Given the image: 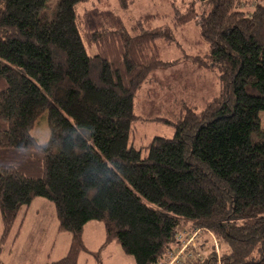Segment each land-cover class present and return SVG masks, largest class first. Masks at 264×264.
<instances>
[{
    "label": "trees",
    "instance_id": "1",
    "mask_svg": "<svg viewBox=\"0 0 264 264\" xmlns=\"http://www.w3.org/2000/svg\"><path fill=\"white\" fill-rule=\"evenodd\" d=\"M46 1L0 0L4 246L21 211L44 198L58 230L71 236L66 256L50 264L78 263L91 221L103 222L104 243H118L135 264L171 262L191 236L183 264H264V141L256 137L264 5L250 12L239 0H206L211 9L199 13L193 3L182 10L169 0L175 26L197 20L208 45L207 59L186 61L219 80L204 107L186 99L172 121L144 111L140 98L151 73L170 63L158 46L172 37L168 25L152 26L157 16L147 14L132 29H97L91 56L77 23L76 7L86 0H60L53 18L41 13ZM172 83L162 98L195 86L181 79L179 93ZM43 113L50 138L40 143L31 129ZM151 121L175 128L173 137L137 148V128Z\"/></svg>",
    "mask_w": 264,
    "mask_h": 264
},
{
    "label": "rangeland",
    "instance_id": "2",
    "mask_svg": "<svg viewBox=\"0 0 264 264\" xmlns=\"http://www.w3.org/2000/svg\"><path fill=\"white\" fill-rule=\"evenodd\" d=\"M59 2L60 0H47L41 10L42 15L45 14L48 18H53ZM190 3L195 4V9L199 13L211 9V5L206 0L178 1L182 10H185ZM257 4L264 5V0H239L238 6L251 12ZM76 11L78 28L86 51L91 56L97 52V48L91 39L92 32L97 29H121L123 27L132 29L135 22L147 14L157 16L152 22V26L168 25L170 27L172 32L170 40L159 41L158 43L161 59L170 63L167 67L154 70L142 87L140 98L147 101L142 102L144 111L175 121L183 114L186 99L196 98V103L199 101L200 103H195V109H201L205 106L206 101L219 92L217 72H210L205 69H203L204 71H197L192 63L186 61L187 55L207 59L208 45L201 35L199 22L192 20L185 26L176 27L174 10L169 0H86L77 5ZM170 78L171 81H169ZM192 78H198L197 81H194L193 90L184 87L183 92L180 93L181 90L177 83L181 79L184 81L187 79L192 85ZM167 81L173 82L172 84L180 94L175 91H168L172 98H162L159 91L160 89H167ZM194 90L200 91V93ZM137 98H139V94ZM163 104L166 106L161 107ZM136 107L137 112H139L140 106L137 101ZM141 126L143 128H137L136 133L135 146L137 148L147 146L155 136L171 138L175 133V128L163 122H145ZM259 126L260 129L256 133V137L264 141V110L259 112ZM31 134L40 143L49 140L50 131L46 113L37 119L31 129ZM2 230L0 216V264L1 262L5 264H50L65 257L70 247L71 236L58 230L54 205L44 198H36L32 205L21 211L9 237L11 241L6 246H4L1 238ZM104 237L105 226L103 222H88L83 232L86 251L79 253L77 264H99V261L101 264H127L124 260L132 264L134 261L132 256H128L130 262L124 259L117 252V247L115 248L118 243L105 244ZM102 240L104 241L103 244H101ZM190 245L191 243L188 244V247ZM199 246L201 245L199 244ZM93 252L98 254V259ZM176 254L171 259L172 264H183ZM184 264L189 263L187 261Z\"/></svg>",
    "mask_w": 264,
    "mask_h": 264
},
{
    "label": "crops",
    "instance_id": "3",
    "mask_svg": "<svg viewBox=\"0 0 264 264\" xmlns=\"http://www.w3.org/2000/svg\"><path fill=\"white\" fill-rule=\"evenodd\" d=\"M192 79H193V78H192ZM197 79H198V78H194V81H197ZM186 80H187V79H186ZM169 81H171V78L169 79ZM194 81H193V82H194ZM194 91H195V90H194ZM34 201H35V200H34ZM34 201H33V203H34ZM33 203H32V204H33ZM32 204H31V205H32ZM28 211H29V209H28ZM103 240H105V237L103 238ZM103 240L101 241V244H103V242H104ZM10 241H11V240H8L7 244H9ZM12 245H13V243H12ZM13 247H14V246H13ZM116 247H117V248H116ZM115 248H116L117 252H119V253L122 255V257H123L124 259H126V260L129 261V262L131 261V260H129L128 256H125V255L123 256V253L121 252V247H120L119 244H116ZM133 260H134V259H133ZM4 261H5V260H4ZM124 262L127 263V264H129V263L126 262L125 260H124ZM1 264H5V263H2V262H1ZM132 264H135V261H133ZM159 264H172V262H168V263H167V262H166V263L161 262V263H159Z\"/></svg>",
    "mask_w": 264,
    "mask_h": 264
},
{
    "label": "built area",
    "instance_id": "4",
    "mask_svg": "<svg viewBox=\"0 0 264 264\" xmlns=\"http://www.w3.org/2000/svg\"><path fill=\"white\" fill-rule=\"evenodd\" d=\"M193 236H191V238L189 239V240H185L184 239V244H183V247L182 248H184V250H182V248L179 250V252L176 254V256L179 258L180 257V259L182 260V254H184V251L185 250H187V249H190L191 248V245H190V247H188V244L189 243H191V241L193 240ZM192 248H197V246L195 245V244H193V246H192ZM171 262H173V261H171Z\"/></svg>",
    "mask_w": 264,
    "mask_h": 264
}]
</instances>
